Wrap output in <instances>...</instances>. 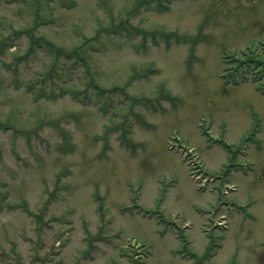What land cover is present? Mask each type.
Wrapping results in <instances>:
<instances>
[{
  "label": "rangeland",
  "instance_id": "374dc122",
  "mask_svg": "<svg viewBox=\"0 0 264 264\" xmlns=\"http://www.w3.org/2000/svg\"><path fill=\"white\" fill-rule=\"evenodd\" d=\"M0 264H264V0H0Z\"/></svg>",
  "mask_w": 264,
  "mask_h": 264
},
{
  "label": "trees",
  "instance_id": "16d2710c",
  "mask_svg": "<svg viewBox=\"0 0 264 264\" xmlns=\"http://www.w3.org/2000/svg\"><path fill=\"white\" fill-rule=\"evenodd\" d=\"M114 28H115V27H114V26H112L111 28H109V27H108L107 29H109V30H113Z\"/></svg>",
  "mask_w": 264,
  "mask_h": 264
}]
</instances>
